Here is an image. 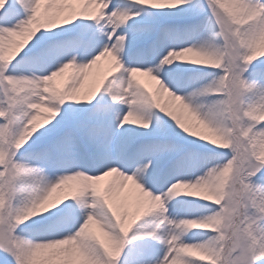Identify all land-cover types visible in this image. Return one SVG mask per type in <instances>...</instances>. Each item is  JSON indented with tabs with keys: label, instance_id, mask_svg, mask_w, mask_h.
I'll return each mask as SVG.
<instances>
[{
	"label": "snow or ice",
	"instance_id": "obj_1",
	"mask_svg": "<svg viewBox=\"0 0 264 264\" xmlns=\"http://www.w3.org/2000/svg\"><path fill=\"white\" fill-rule=\"evenodd\" d=\"M0 264H264V0H0Z\"/></svg>",
	"mask_w": 264,
	"mask_h": 264
}]
</instances>
